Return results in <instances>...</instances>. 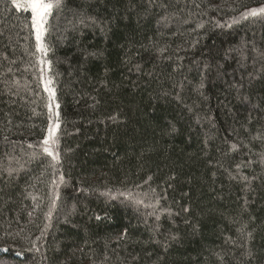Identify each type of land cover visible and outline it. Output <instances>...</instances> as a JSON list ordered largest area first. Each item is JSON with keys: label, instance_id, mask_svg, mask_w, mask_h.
Here are the masks:
<instances>
[{"label": "trees", "instance_id": "1", "mask_svg": "<svg viewBox=\"0 0 264 264\" xmlns=\"http://www.w3.org/2000/svg\"><path fill=\"white\" fill-rule=\"evenodd\" d=\"M252 9L264 0H61L43 34L47 90L30 12L0 0V258L264 264ZM51 105L58 163L40 144Z\"/></svg>", "mask_w": 264, "mask_h": 264}, {"label": "snow or ice", "instance_id": "2", "mask_svg": "<svg viewBox=\"0 0 264 264\" xmlns=\"http://www.w3.org/2000/svg\"><path fill=\"white\" fill-rule=\"evenodd\" d=\"M12 3L16 9L31 13L30 24L35 36L36 50L46 55L43 34L47 31L46 25L48 17L51 16L54 8H60L61 0H22V2H20V0H12ZM258 12H264V9H252L249 15H256ZM51 98H55L54 90L51 91ZM55 107L58 109L59 105L56 104ZM49 120L52 123L49 124L48 136L42 142L44 145L43 151L58 163L59 154H54L50 151V146H55L59 141V137L56 135V131L60 127L59 112L51 111V106ZM61 179H63V177H61Z\"/></svg>", "mask_w": 264, "mask_h": 264}, {"label": "rangeland", "instance_id": "3", "mask_svg": "<svg viewBox=\"0 0 264 264\" xmlns=\"http://www.w3.org/2000/svg\"><path fill=\"white\" fill-rule=\"evenodd\" d=\"M20 2H22V0H20ZM264 15V14H263ZM42 55L43 56H45L43 53H40V52H38V56H40L39 57V59H40V69H41V74H42V79H41V82H43V80L45 81V87H46V89L47 90H49L48 89V82H47V80L45 79L46 78V66H45V64H44V62H43V58H42ZM40 69H39V71H40ZM51 111H54L53 110V106L51 105ZM52 123V122H51ZM44 140V139H43ZM43 140L40 142V144L41 145H43ZM44 146V145H43ZM54 149H55V146H50V151H52L53 153H54ZM126 199H129V198H127V197H125ZM1 250V249H0ZM0 264H11V261L10 260H2V258H0Z\"/></svg>", "mask_w": 264, "mask_h": 264}, {"label": "bare ground", "instance_id": "4", "mask_svg": "<svg viewBox=\"0 0 264 264\" xmlns=\"http://www.w3.org/2000/svg\"><path fill=\"white\" fill-rule=\"evenodd\" d=\"M9 1H12V0H9Z\"/></svg>", "mask_w": 264, "mask_h": 264}]
</instances>
